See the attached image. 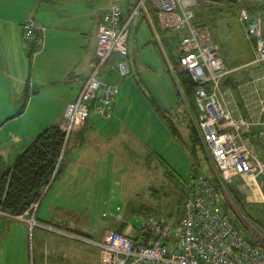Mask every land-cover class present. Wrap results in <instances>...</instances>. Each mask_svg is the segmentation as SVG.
<instances>
[{"label": "crops", "instance_id": "1", "mask_svg": "<svg viewBox=\"0 0 264 264\" xmlns=\"http://www.w3.org/2000/svg\"><path fill=\"white\" fill-rule=\"evenodd\" d=\"M113 1L122 3L123 16L127 18L136 0H0V178L44 129L60 125L67 104L77 98L91 71L98 47L99 23L106 18ZM152 16L148 5V11H142L133 22L130 37H136L133 51L129 38V62L131 51L135 53L139 46L147 48L154 43L156 36L159 38L154 24L151 25ZM30 18L44 26V30L40 31L44 45L35 56L27 46L23 33L24 23ZM144 29L148 31V38L146 35L139 43L137 37ZM243 36L247 43L246 55H239L234 44L228 43L229 53L227 45L221 48L229 72L221 81L220 98L224 108L233 116L248 120L250 128L244 133L245 141L264 163V61L254 60L253 44L244 29ZM222 42L226 43V40L221 39ZM114 54L120 55L117 52ZM122 58L120 55L117 64ZM117 97L113 114L121 100ZM54 104L57 109H53L49 118H42L46 112L50 113ZM112 116L104 118L93 112L71 135L66 145V153L69 151V154L65 153V156L63 153L61 170L57 176L54 174L39 201L35 213L38 224H31L30 215L19 218L0 214V226L7 236L13 237V232H18L27 242L28 229L29 238L31 234L34 237L35 226H38L40 231L60 232L74 238L77 237L72 234H81L92 238L90 226L83 223L80 231L77 218H73L82 207L93 205V196L104 194L101 186L98 188L99 184L93 189L91 181L103 179L109 165L119 164V159L115 158L117 154L112 159L109 153L110 149L122 148L118 139L125 130H118L113 121H109ZM99 118L107 122L98 124ZM89 184L92 187L88 199L86 189ZM258 186L261 189L259 198L254 199L246 186L249 193L245 191V198L250 204L264 205V174ZM60 222L67 225L66 230L58 224ZM122 224L117 218L115 227L108 229L121 228ZM29 259L31 261V256ZM34 259L36 264H43L41 258L38 263ZM23 264H27V256Z\"/></svg>", "mask_w": 264, "mask_h": 264}, {"label": "built area", "instance_id": "2", "mask_svg": "<svg viewBox=\"0 0 264 264\" xmlns=\"http://www.w3.org/2000/svg\"><path fill=\"white\" fill-rule=\"evenodd\" d=\"M240 3L237 21L254 48V60L264 61V9L256 8L264 0H236ZM151 2L158 10L163 28L180 30L178 48L181 66L197 84L192 98L197 116L195 127L213 164L217 182L199 172L188 190L184 215L150 216L135 236L117 229H108L99 240L72 234L90 241L103 250L101 264H264V246L240 232L219 204L227 183L245 180L249 191L258 187L264 174V163L245 141L249 131L247 119L235 117L221 102V81L229 72L222 57L221 46L214 39L208 24L195 22L199 0H136L127 18L123 5L113 1L104 20L99 23L98 47L89 75L77 98L65 108L60 128L64 133L63 157L71 135L94 112L110 118L120 88L104 78L103 71L117 52L123 56L117 68L122 76L129 74V37L132 24ZM248 3V4H247ZM44 26L30 18L24 23V39L33 55L44 45ZM172 72H176L171 67ZM39 202L32 203L23 213L11 214L0 208V214L26 218L38 224L35 213ZM51 251L46 250L45 263L51 264ZM31 256V264H36Z\"/></svg>", "mask_w": 264, "mask_h": 264}, {"label": "rangeland", "instance_id": "3", "mask_svg": "<svg viewBox=\"0 0 264 264\" xmlns=\"http://www.w3.org/2000/svg\"><path fill=\"white\" fill-rule=\"evenodd\" d=\"M222 23L224 25L219 22L218 25H220L216 28L210 24L213 30L219 31L220 39L226 40V43H221V40L218 42L221 43V48L227 45L226 51L229 53L228 43L234 44L237 45L236 49L239 51V55H246L247 43L244 40L243 28L237 22V16L226 17ZM153 24L151 22V25ZM145 28H147L146 24ZM146 35L148 38V31L144 29L137 37L139 43L146 38ZM135 37L136 35L129 37L131 50ZM162 50L165 53V61L155 40L147 48L139 46L135 53H132V50L130 62L128 61L131 65L130 72L124 77L117 68V61L120 58L118 54L113 55L103 71L104 78L114 84L117 83L120 88L118 97L121 100L109 121H113L112 123L118 130L124 129L125 133L121 139H118L122 148L110 149L109 153L111 158L117 154L115 158L119 159V164L115 160L117 165H109L107 175L103 179L91 181L93 189L99 184L98 188L101 186L104 194L98 197L93 196V205L82 207L73 218H77L76 224L80 231L83 223L90 226L92 233L89 234L95 240H99L100 234L106 229L115 227L117 218L121 224L125 223L126 232L132 236L137 235L138 228H141L149 219V215L140 211L143 204L153 207L157 216L174 217L178 215V211L182 207L180 198L188 190V180L191 175L200 170L205 174L213 175L199 146H197V154L200 165L197 167L199 170L194 172L193 161L188 152V146L191 144L189 128L187 121L183 120V112L188 111L193 120L197 116L196 109L192 98H189L182 89V98L180 99L178 96L176 86L179 84V79L176 72H172L171 61L166 51L163 48ZM114 62L116 64L112 66ZM152 99H155V104H159L169 112L170 119L176 123L182 133L184 143L171 132ZM53 109H57L55 104L52 105L50 113L46 112L42 118H49ZM106 122V119L101 118L97 121L98 124ZM123 141L125 142L122 143ZM123 145L125 146L123 147ZM204 148L210 157L205 146ZM68 154L69 151L66 155ZM161 158L176 170L178 178L166 176L169 169ZM245 184L242 179L238 178L230 183L240 192L247 207L256 215L255 219L250 218L240 209L230 194L229 187H227L225 195H220L219 204L224 211L226 198L229 199L244 227L232 210L226 209L229 219L242 233L250 235L251 239L264 246V205L260 203L253 205L246 201L245 191H248ZM91 187L92 184H89L86 189L88 199L91 196ZM250 193L255 197L254 199L259 198L261 196L260 186ZM62 223L58 224L66 230L67 225ZM35 227L34 237L31 234L32 237L30 235L29 238L28 229V240L25 242L18 232H13V237L7 236L5 229L0 226V257L2 258L0 264H23L25 256H27V264H29L32 254L37 263L40 258L42 259L41 263H45L46 249L52 252L49 258L51 264H101L103 250L95 243L60 232L44 231L43 229L40 231L38 226ZM72 230L77 229L73 228ZM39 233H41L40 238L38 237Z\"/></svg>", "mask_w": 264, "mask_h": 264}, {"label": "trees", "instance_id": "4", "mask_svg": "<svg viewBox=\"0 0 264 264\" xmlns=\"http://www.w3.org/2000/svg\"><path fill=\"white\" fill-rule=\"evenodd\" d=\"M248 4V3H247ZM256 8L262 7L264 9V4H257ZM150 10L153 12L152 20L156 27L159 38L156 36L155 42L157 44V48L162 55L163 60L165 61V53L170 58L171 67L176 70L177 77L179 79V84H177V94L182 98V92H185L189 98H192L193 92L197 87V84L192 80L187 70H185L181 66L180 62V53L178 51L182 32L180 30H171L168 28H163L161 26L160 17L158 14L157 8L149 2ZM240 3L236 0H199V5L195 8V22L198 24H208L214 39L220 42V34L219 31L211 28L210 24L214 28H216L218 23L221 25L224 23V19L230 16L238 17V8ZM238 22V21H237ZM223 28V27H222ZM221 44V43H220ZM110 61V59H109ZM108 61V62H109ZM108 64V63H107ZM124 77V76H122ZM114 84V83H112ZM181 87V88H180ZM191 96V97H190ZM155 104V99H152ZM193 101V98H192ZM194 104V103H193ZM157 110L159 111L161 117L164 119L171 132H173L183 143L184 139L182 137V133H180V129L177 127L176 123L170 119L169 112L164 110L162 106L159 104H155ZM183 120L187 121V126L189 128V138L191 144L188 146V152L191 155L193 161L194 172L195 170H199L197 167L200 165L198 161L197 154V146L201 149L204 154V158L206 159L208 165L211 168L213 175H208L213 182H217V177L215 175L214 168L212 166V162L210 157L206 153V150L203 146L201 137L198 133L197 128L190 116L188 111L183 112ZM64 133L61 130L59 125H51L44 129L35 140L21 153L17 156L14 165L0 178V208L11 213V214H20L23 213L32 203L39 202L42 199L43 192L46 187L49 185L51 179L54 174H57L61 170V166L63 163V158L60 161L62 149L64 147ZM67 146L65 148L64 155L66 153ZM162 162L165 166L168 167V171L166 172V176L169 178H178V173L175 169H173L166 161L161 158ZM201 172H195V174L191 175L189 182L188 190L190 189L195 176ZM168 178V179H169ZM232 183V182H231ZM227 187H229V192L232 195L235 202L239 205L240 209L243 210L246 214L249 215L250 218H256V215L251 212V210L247 207L245 200L240 195V192L235 189L230 183H227ZM188 190L183 193V196L180 198L182 202V207L178 211V215L176 217L180 219L184 215V207L185 202L188 196ZM239 192V193H238ZM225 195V193H223ZM226 209L232 210L235 217L240 220L238 213L234 209L230 200L226 198ZM224 209L225 214L228 216V212ZM140 211L150 216H155L157 218H161L164 216H157L156 210L143 204L140 207ZM229 218V217H228ZM232 222V221H231ZM241 222V220H240ZM233 223V222H232ZM233 225L242 232L234 223ZM241 225H244L241 222ZM125 223L122 224L121 228H117L119 231L130 235L126 232ZM245 234V233H243ZM81 235V234H78ZM249 239L251 236L245 234ZM86 236V235H82ZM89 237V236H87Z\"/></svg>", "mask_w": 264, "mask_h": 264}, {"label": "water", "instance_id": "5", "mask_svg": "<svg viewBox=\"0 0 264 264\" xmlns=\"http://www.w3.org/2000/svg\"><path fill=\"white\" fill-rule=\"evenodd\" d=\"M43 195H44V193H43ZM43 197V196H42Z\"/></svg>", "mask_w": 264, "mask_h": 264}]
</instances>
